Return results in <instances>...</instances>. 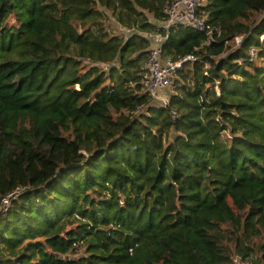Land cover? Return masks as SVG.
<instances>
[{"label":"trees","instance_id":"16d2710c","mask_svg":"<svg viewBox=\"0 0 264 264\" xmlns=\"http://www.w3.org/2000/svg\"><path fill=\"white\" fill-rule=\"evenodd\" d=\"M172 1L0 0V264H264V0H203L211 44L168 31L198 58L161 106L152 41L97 4L166 34Z\"/></svg>","mask_w":264,"mask_h":264},{"label":"built area","instance_id":"2783aa9c","mask_svg":"<svg viewBox=\"0 0 264 264\" xmlns=\"http://www.w3.org/2000/svg\"><path fill=\"white\" fill-rule=\"evenodd\" d=\"M202 2L203 0H174L168 2L164 7L166 19L164 21H154L156 27L163 29L166 34L137 32V27L128 28L117 21L118 27L123 33L119 35L129 37L139 34L152 41L147 59L140 68L139 76L143 90L153 99L159 101L161 106H168L171 96L177 93L178 87L181 85L180 72L184 66L196 61L198 58L195 53L187 54L179 60L163 56L162 44L168 37V31L171 28H178L180 25H188L205 33L207 44L218 40L222 35L221 28L206 24V18L199 15V7ZM236 43L240 42L236 41ZM250 52L254 56L255 49L251 48ZM171 116L176 119L179 115L176 111H172ZM4 203H8V199H5Z\"/></svg>","mask_w":264,"mask_h":264},{"label":"rangeland","instance_id":"374dc122","mask_svg":"<svg viewBox=\"0 0 264 264\" xmlns=\"http://www.w3.org/2000/svg\"><path fill=\"white\" fill-rule=\"evenodd\" d=\"M97 9L102 12V14L105 18V20H104L105 25H106L109 32H111L115 35L123 34L118 27L117 19L115 18V16L112 14V12L109 9L101 6L100 4H97ZM235 40L240 42L242 40V36L237 37ZM189 65L190 64L184 66V68L180 74L182 81H183L182 74L184 75L186 73V71L189 68ZM207 66H208V64H207ZM157 102L159 103V101H157ZM67 256H70V254L65 255V257H67ZM237 264H243V262L240 260L239 262H237Z\"/></svg>","mask_w":264,"mask_h":264}]
</instances>
